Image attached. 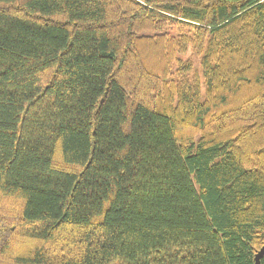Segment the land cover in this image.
<instances>
[{
    "label": "trees",
    "instance_id": "1",
    "mask_svg": "<svg viewBox=\"0 0 264 264\" xmlns=\"http://www.w3.org/2000/svg\"><path fill=\"white\" fill-rule=\"evenodd\" d=\"M263 243L264 0H0V264Z\"/></svg>",
    "mask_w": 264,
    "mask_h": 264
},
{
    "label": "rangeland",
    "instance_id": "2",
    "mask_svg": "<svg viewBox=\"0 0 264 264\" xmlns=\"http://www.w3.org/2000/svg\"><path fill=\"white\" fill-rule=\"evenodd\" d=\"M161 31L164 35L163 36L164 41H166L167 37L173 36L175 41L172 44L178 42L179 36L175 33L174 29H169L166 31V29L163 28ZM173 56L180 59L179 62H177L180 66L192 64L193 70L200 71L199 58L192 54L191 47L188 46L186 51L184 49H179L178 51L174 50L172 52V58ZM177 63L176 62L172 63V69H176L178 67Z\"/></svg>",
    "mask_w": 264,
    "mask_h": 264
},
{
    "label": "water",
    "instance_id": "3",
    "mask_svg": "<svg viewBox=\"0 0 264 264\" xmlns=\"http://www.w3.org/2000/svg\"><path fill=\"white\" fill-rule=\"evenodd\" d=\"M264 255V243L260 247V249L255 253L254 256V263L253 264H259L260 258Z\"/></svg>",
    "mask_w": 264,
    "mask_h": 264
}]
</instances>
